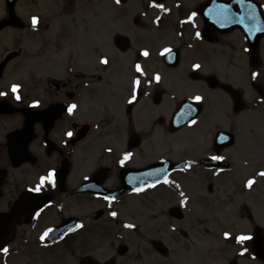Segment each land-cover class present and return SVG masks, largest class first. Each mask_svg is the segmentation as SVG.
I'll return each mask as SVG.
<instances>
[{
	"label": "flooded vegetation",
	"instance_id": "flooded-vegetation-1",
	"mask_svg": "<svg viewBox=\"0 0 264 264\" xmlns=\"http://www.w3.org/2000/svg\"><path fill=\"white\" fill-rule=\"evenodd\" d=\"M75 1L0 5V264H161L190 203L202 230L236 227L225 202L259 186L240 134L264 96V0H108L94 28ZM244 209L250 234L204 264H264Z\"/></svg>",
	"mask_w": 264,
	"mask_h": 264
},
{
	"label": "rangeland",
	"instance_id": "rangeland-1",
	"mask_svg": "<svg viewBox=\"0 0 264 264\" xmlns=\"http://www.w3.org/2000/svg\"><path fill=\"white\" fill-rule=\"evenodd\" d=\"M29 1V0H26ZM32 1V0H30ZM43 1V0H42ZM75 2H86L87 9L91 25L90 27H96L97 21L102 20L103 17L111 15L113 8L112 4L108 0H76ZM6 3V0H0V5ZM248 110L241 115L243 122L242 129L244 134H240L241 140L245 143L246 148L253 149L260 156L259 163H255V160L249 152L248 169L243 171L241 174L244 175L240 178V181L245 177H251L254 174L258 177V188H252L249 196L240 197L236 196L234 199L227 204L225 202V211L232 213L230 221L236 224V227L229 228H218V229H207L202 230V220L200 219V210L196 204L190 203L188 205V213L182 222H174V235L173 240H170V247L172 250V258L161 264H204L203 250L207 247L218 248L219 246L223 250H227L228 255L226 259H230L233 256L234 248L232 245L234 238H240L241 236H247L250 234V226H241V221L235 218L234 212H239L240 209L245 211L244 207L250 209L252 213L258 218V221L262 223L259 225L264 229V96L259 97L254 91L248 92ZM246 204V205H245ZM227 218V216H226ZM213 220L210 216V220ZM220 221V220H219ZM160 222L154 223L159 226ZM219 224H225L220 222ZM208 225H215L213 222ZM144 226V225H143ZM154 227L151 223L150 227L143 228L141 235H152ZM187 233L188 236H183L182 233ZM227 234V235H226ZM144 236L141 240H135L143 245L144 250H147L146 244L143 241ZM143 241V243H142ZM151 259L146 260V264H149ZM225 260L219 258L215 261V264H225ZM58 264H72L66 259L64 263L59 262ZM241 264H253L248 261H241Z\"/></svg>",
	"mask_w": 264,
	"mask_h": 264
},
{
	"label": "water",
	"instance_id": "water-1",
	"mask_svg": "<svg viewBox=\"0 0 264 264\" xmlns=\"http://www.w3.org/2000/svg\"><path fill=\"white\" fill-rule=\"evenodd\" d=\"M17 1L18 0H8V3L15 4ZM237 109H239L240 111L242 110L241 108H237ZM175 210H178V209L173 208L172 211L175 212ZM179 219H182V215L179 216ZM156 247L161 253L165 252L158 245ZM254 249L256 251L257 256L260 258V260L263 261L264 260V235L261 232V229L259 228L255 233ZM83 264H101V263L87 257L86 259H84Z\"/></svg>",
	"mask_w": 264,
	"mask_h": 264
},
{
	"label": "snow or ice",
	"instance_id": "snow-or-ice-1",
	"mask_svg": "<svg viewBox=\"0 0 264 264\" xmlns=\"http://www.w3.org/2000/svg\"><path fill=\"white\" fill-rule=\"evenodd\" d=\"M118 2H119V0H118ZM161 7H162V5H161ZM37 22H38V18H37V17H33V24L35 25ZM166 51H168V50H166ZM145 55H147V52H145ZM103 62H104V63H107V59L104 58ZM137 67L139 68V65H137ZM156 79H159V76H157ZM136 83L139 84V81L137 80ZM17 88H19V85H14V86H13V91L15 92V91L17 90ZM17 98H19V96H17ZM196 99L199 100V99H201V97H196ZM75 107H76V105H72V106L69 108V111H72V109L75 108ZM68 135H72V133L69 132ZM213 159H222V157H213ZM262 175H264V173H262ZM46 179H52L53 182H54V174H52V175L49 176V177H44V178H42V181H43V180H46ZM251 183H252V181H249V186H251ZM37 190H38V189H37ZM112 215H113V216H116L117 213H116V212H113ZM226 235H227V234H226ZM245 238H246V237L241 236L239 239H240L241 241H243ZM3 251L7 252L8 249H7V248H4Z\"/></svg>",
	"mask_w": 264,
	"mask_h": 264
}]
</instances>
